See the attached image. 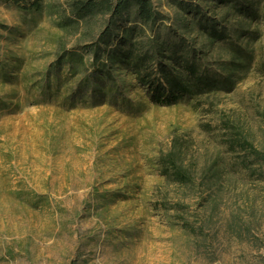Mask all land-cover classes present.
Masks as SVG:
<instances>
[{"label": "rangeland", "instance_id": "obj_1", "mask_svg": "<svg viewBox=\"0 0 264 264\" xmlns=\"http://www.w3.org/2000/svg\"><path fill=\"white\" fill-rule=\"evenodd\" d=\"M178 1L150 0L147 25L131 7L103 38L108 17L64 25L70 0H41L39 12L0 2V264H264V0H252L258 20L232 1L192 0L199 12ZM199 15L226 44L210 43ZM131 27L166 57L177 51V69L190 51L226 76L228 40L250 59L230 93L157 106L128 71L101 68L100 51ZM92 43L99 60L85 56L76 77L56 64ZM173 144L186 187L156 165Z\"/></svg>", "mask_w": 264, "mask_h": 264}, {"label": "trees", "instance_id": "obj_2", "mask_svg": "<svg viewBox=\"0 0 264 264\" xmlns=\"http://www.w3.org/2000/svg\"><path fill=\"white\" fill-rule=\"evenodd\" d=\"M192 0H179V7L190 12L192 9L199 12L197 5L191 3ZM198 3L217 1L224 6H229L233 2V7L238 14L258 20L260 15L258 9L252 0H195ZM0 2L13 3L21 11L39 12L41 10V0H0ZM240 2V3H239ZM245 2V3H244ZM135 9L136 19L143 25L153 24L157 21V15L152 8L150 0H70L69 10L72 20H66L64 25L73 26L86 22L87 20L98 17H108V27H106L100 38H103L110 31L115 19L123 17L131 8ZM217 22L208 20L205 16L199 15L197 26L199 31L206 34L210 43L223 42L226 44L228 35L224 28H216ZM141 34H138L135 28H125L118 37L115 48H108L100 51V48L92 43L82 48V52L73 50L64 51L58 58L57 65L62 63L68 66L67 72L69 77H76L84 68V58L88 54H93L94 63L99 60L98 52L100 51L105 59L101 68L119 66L133 76L135 82L148 90L151 101L157 106L169 107L176 104L183 98L198 100L211 94L219 92L230 93L235 86V72L237 69H246L250 57L241 48L235 46L228 40L232 61L231 66L224 65L223 69L228 72L226 76H218L208 69L202 68L199 61L192 57L191 52L181 51L185 54L178 57L180 68L172 67L171 61L175 60L177 51H170V57H166L162 45L153 46L150 41L143 43L140 41ZM164 60L169 63L164 62ZM179 64V63H178ZM108 76V72H106ZM80 87V86H79ZM79 89V88H78ZM241 151L248 152L252 157L257 158V153L252 146L244 141L235 140ZM156 165L161 177L167 179L172 184L179 187H186L193 183L191 171L183 164V156L178 145L173 144L171 149L160 155L156 160ZM180 206V204H177ZM166 209V208H165ZM175 209V208H173ZM183 228L192 230V228L182 218Z\"/></svg>", "mask_w": 264, "mask_h": 264}]
</instances>
